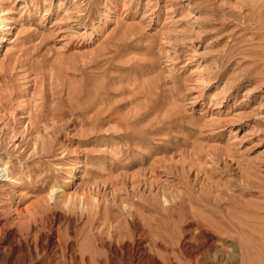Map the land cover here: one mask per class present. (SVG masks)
I'll return each instance as SVG.
<instances>
[{
	"label": "rangeland",
	"instance_id": "obj_1",
	"mask_svg": "<svg viewBox=\"0 0 264 264\" xmlns=\"http://www.w3.org/2000/svg\"><path fill=\"white\" fill-rule=\"evenodd\" d=\"M0 169V264H264V0H0Z\"/></svg>",
	"mask_w": 264,
	"mask_h": 264
},
{
	"label": "bare ground",
	"instance_id": "obj_2",
	"mask_svg": "<svg viewBox=\"0 0 264 264\" xmlns=\"http://www.w3.org/2000/svg\"><path fill=\"white\" fill-rule=\"evenodd\" d=\"M79 108V107H78ZM88 114V113H87ZM91 117V116H90ZM43 146V150L48 151L45 147V145H42ZM36 149L38 150L39 149V143L36 144ZM38 152V151H37ZM37 155V154H36ZM8 171V170H7ZM6 169H0V173L3 172L2 176H6L7 178L10 177L11 179L15 178L14 175L12 176L11 174H9V171L7 172ZM11 172V171H10ZM13 172V171H12ZM13 174V173H12ZM11 175V176H10ZM156 175V174H155ZM10 181V180H9ZM17 182L16 179L13 180V182ZM86 196V195H85ZM85 196H83V203L85 202L86 203V199L84 198ZM57 194H54V186L51 188V190L48 192L47 194V204L50 205V206H55L57 204ZM77 200V199H76ZM76 201L73 200V198H70V205L72 204H75ZM179 203V202H178ZM182 204V203H181ZM192 206V205H191ZM54 208V207H53ZM166 208V207H165ZM62 213V212H61ZM65 215V214H64ZM67 217V216H66ZM64 218V216H63ZM75 221V220H74ZM201 231V230H200ZM15 232L13 234H11V236L15 237ZM53 241V240H52ZM138 246V245H137ZM135 249V248H134ZM130 250V249H129ZM133 250V249H132ZM132 254V252H131ZM133 256V255H132ZM144 258V257H143ZM139 263V262H138Z\"/></svg>",
	"mask_w": 264,
	"mask_h": 264
}]
</instances>
